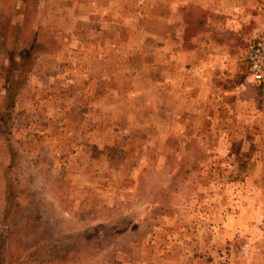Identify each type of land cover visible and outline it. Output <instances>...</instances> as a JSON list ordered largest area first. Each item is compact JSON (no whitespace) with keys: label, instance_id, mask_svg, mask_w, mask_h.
Returning a JSON list of instances; mask_svg holds the SVG:
<instances>
[{"label":"rangeland","instance_id":"obj_1","mask_svg":"<svg viewBox=\"0 0 264 264\" xmlns=\"http://www.w3.org/2000/svg\"><path fill=\"white\" fill-rule=\"evenodd\" d=\"M264 0H0V264H264Z\"/></svg>","mask_w":264,"mask_h":264},{"label":"built area","instance_id":"obj_2","mask_svg":"<svg viewBox=\"0 0 264 264\" xmlns=\"http://www.w3.org/2000/svg\"><path fill=\"white\" fill-rule=\"evenodd\" d=\"M252 75L260 79L264 74V35L257 36L249 53Z\"/></svg>","mask_w":264,"mask_h":264}]
</instances>
